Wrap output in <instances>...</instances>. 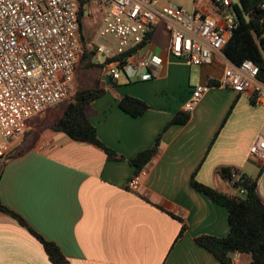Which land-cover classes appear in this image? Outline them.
Instances as JSON below:
<instances>
[{
	"label": "crops",
	"instance_id": "1",
	"mask_svg": "<svg viewBox=\"0 0 264 264\" xmlns=\"http://www.w3.org/2000/svg\"><path fill=\"white\" fill-rule=\"evenodd\" d=\"M194 12L212 17L213 0L195 4ZM161 23L167 47L152 46L166 55L163 77L113 87L103 74L106 92L88 110L101 142L123 160H109L102 150L53 131L50 126L63 114L34 127L29 125L34 119L29 120L25 138L9 140L7 155L12 158L0 179V200L37 234L55 243L71 264H221L195 240L203 235L227 237L228 212L195 190L191 178L197 171L199 183L236 195L233 186L217 175L219 168L243 173L253 162L264 170L250 156L264 134V108L250 94L209 86L223 75L219 55L212 65L200 67L168 56L166 21L153 27L156 35ZM199 85L210 90L191 112L190 121L168 127L177 113L186 110ZM125 96L145 102L149 110L138 118L127 115L118 105ZM160 136V151L146 167L141 190L131 192L128 183L137 173L131 160L152 149ZM258 194L264 201V172ZM233 260L250 264L251 257L235 254ZM0 264H52L28 229L2 211Z\"/></svg>",
	"mask_w": 264,
	"mask_h": 264
},
{
	"label": "built area",
	"instance_id": "2",
	"mask_svg": "<svg viewBox=\"0 0 264 264\" xmlns=\"http://www.w3.org/2000/svg\"><path fill=\"white\" fill-rule=\"evenodd\" d=\"M91 1L106 9L99 36L106 44H99L96 53L111 81L130 84L163 77L166 55L156 52L147 38L154 23L165 20L168 56L200 67L212 65L219 55L224 62L219 87L250 94L264 108L260 67L252 61L236 65L223 54L237 28L232 13L236 0H213L212 17L164 0H0V158L9 153L4 140L22 134L29 120L70 98L85 54L79 13L87 10L92 17ZM209 90L197 86L185 111L193 112ZM250 156L264 165V134ZM147 176V169L137 172L128 189L139 192Z\"/></svg>",
	"mask_w": 264,
	"mask_h": 264
},
{
	"label": "trees",
	"instance_id": "3",
	"mask_svg": "<svg viewBox=\"0 0 264 264\" xmlns=\"http://www.w3.org/2000/svg\"><path fill=\"white\" fill-rule=\"evenodd\" d=\"M260 3V0H236L234 2L232 13L235 15L237 28L223 49V54L236 65H241L245 61H252L260 67V79L264 80V9L260 7ZM82 14L83 10L79 13L80 34L82 33ZM155 31L156 27H152L147 41L152 42L154 40ZM81 41L85 49L82 36ZM92 53L95 54L94 51ZM88 57V52L85 49L81 61H87ZM97 66L101 67L102 71L104 70V65L99 62L95 63L94 60H90L87 67ZM117 85V83L111 81V86ZM209 86L219 87V84L210 81ZM105 92L106 89L101 86L100 81L92 88L76 90L63 116L50 127L53 131L63 133L75 142L86 143L102 150L109 160L121 161L123 157L101 142L97 128L88 114L91 104L101 98ZM118 105L121 111L133 118L141 117L149 110V106L145 102L131 96L122 97ZM190 119L191 113L179 112L168 127L185 125ZM217 136L218 134L213 142H215ZM161 140L162 136L157 139L152 149L139 153L131 160V164L137 172L146 169L159 153ZM11 158L12 156L8 155L0 158V179L7 161ZM263 172L264 170L261 168L258 178L253 179L242 174L237 168L228 167L217 170V175L226 182L233 183L234 189L244 191L245 199L242 196L224 193L199 183L196 179L197 171L191 178V186L195 190L208 197L215 204L224 207L228 212L230 232L227 237L218 238L203 235L195 240L197 245L213 254L221 264H234L233 257L235 254L249 255L251 257L250 264H264V201L258 194V184ZM0 211L13 216L23 227L28 229L31 235L42 244L52 264H71L55 243L49 242L37 234L21 216L5 207L1 200ZM182 235L181 233L180 237Z\"/></svg>",
	"mask_w": 264,
	"mask_h": 264
},
{
	"label": "rangeland",
	"instance_id": "4",
	"mask_svg": "<svg viewBox=\"0 0 264 264\" xmlns=\"http://www.w3.org/2000/svg\"><path fill=\"white\" fill-rule=\"evenodd\" d=\"M171 3H174L175 5H178L182 8H184L187 12L189 13H194V5L197 4H201L203 2V0H170ZM89 7L92 9L93 11V16L90 17L88 15V11H83V16H82V36L84 39V45H85V49L88 52V60L83 62L81 61L80 63V67H79V72H78V76H77V81L75 83V88L70 96V98L64 102H62L61 104H59L56 107L51 108L50 110H48L47 115L45 116L44 114L38 115L32 119L31 122H29V125H32L33 127L37 124L43 123L44 122H49V121H53L55 120L59 115L64 114L65 110L67 109L69 103L72 100V96L74 95V93L76 92V90L78 89H85V88H92L94 86H96V84L100 81L101 85H102V79H101V75H103V71L102 68L97 66V67H87L90 60H94V62L96 63L97 61H95V58H97V53H96V47L99 44H106V40L99 38L100 36V30L102 28V25L104 23V19L106 16V9L104 6L97 4L94 1L90 2ZM164 25L161 23L157 29L156 35H155V39L152 42L153 45L155 47H167V41H166V37L164 35ZM95 52V54L93 55L92 52ZM103 61L102 57L99 58V63L101 64ZM28 127V126H27ZM29 132L28 129H26L24 131L23 134L16 136L19 140L24 139L25 138V133ZM15 137V138H16ZM15 139L13 142L15 145H17V140ZM11 140V139H10ZM7 144H9V140H4ZM31 146L32 141L28 142ZM261 170L260 165L255 164L253 162H249L247 165V168L245 171H243V173L245 172L247 174L248 177H251L253 179H256L258 177V172ZM242 173V174H243Z\"/></svg>",
	"mask_w": 264,
	"mask_h": 264
},
{
	"label": "water",
	"instance_id": "5",
	"mask_svg": "<svg viewBox=\"0 0 264 264\" xmlns=\"http://www.w3.org/2000/svg\"><path fill=\"white\" fill-rule=\"evenodd\" d=\"M104 80L106 81L107 85L109 86L111 84V78L109 76H105ZM231 186H233V183H230ZM236 190V189H235ZM238 195L241 194V192H237ZM243 199L246 198V195H241Z\"/></svg>",
	"mask_w": 264,
	"mask_h": 264
}]
</instances>
